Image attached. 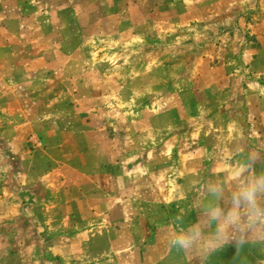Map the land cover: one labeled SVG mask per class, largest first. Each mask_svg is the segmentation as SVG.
<instances>
[{"label": "rangeland", "instance_id": "obj_1", "mask_svg": "<svg viewBox=\"0 0 264 264\" xmlns=\"http://www.w3.org/2000/svg\"><path fill=\"white\" fill-rule=\"evenodd\" d=\"M238 3L233 11L210 20L186 22L184 0H0V40H11L8 52L18 57L13 85L0 74V130L8 121L44 114V96L53 102L52 113L62 115L55 100L75 54L80 93L94 95L80 104L81 114L110 117L114 128L123 127L125 133L140 130L142 123L150 128L151 122H176V152L161 158L160 165L170 164L177 172L184 164L205 170L193 190L194 197L201 198L203 184L220 175L213 153L224 140L227 115L221 110H242V92L249 83L241 70L223 80V92L212 93L204 78L223 60L230 69L245 67L248 54L261 47L254 27L264 16V0ZM41 56L48 63L42 78L29 70L31 59ZM9 63L0 62V71ZM217 119L221 123L216 124ZM258 129L248 130V144L264 153V134ZM26 142L29 159L0 134V264H66L49 248L56 239L50 225L62 219L55 215L60 207L44 204L51 191L42 182L23 179V173L41 165L49 171L47 180L56 183V173L50 175L58 164L47 161V144L39 133H30ZM148 149L153 147L146 145ZM136 158L150 167L156 164L147 152L139 151ZM173 171L161 173L164 186L173 181ZM239 260L264 264V249L248 248L242 257L236 249H222L207 264H241ZM192 262L203 264L197 256Z\"/></svg>", "mask_w": 264, "mask_h": 264}, {"label": "crops", "instance_id": "obj_2", "mask_svg": "<svg viewBox=\"0 0 264 264\" xmlns=\"http://www.w3.org/2000/svg\"><path fill=\"white\" fill-rule=\"evenodd\" d=\"M238 1L184 0L186 22H204L229 13L237 8ZM254 29L261 47L248 54L250 57L243 55L249 58L245 67L230 69L229 63L223 60L208 72L207 80L204 78L207 89L212 93L223 92V80L241 70L249 78L242 92V110L234 111L229 106L221 110L227 115L223 122L224 140L217 144L218 149L214 148L216 151H211L217 158L214 164L216 171L227 173L222 177L226 183H231L239 175L237 161L232 159V155L237 147H250L248 130L259 128V135L264 134V16ZM10 41L0 40V62H10L8 69L4 66L6 69L3 67L0 74L4 75V81L13 85L14 61L18 57L8 52L12 46ZM31 60L33 63L29 70L42 78L44 67H48L47 59L41 56ZM79 64L75 63L74 54L72 65L68 64L63 75L66 83L55 100L60 104L58 108L62 109V115L52 113L50 107L53 102L44 96L43 106H40L45 108L44 114L35 113L20 122L8 121V125L0 130V134L14 143L17 153L26 158L28 136L39 133L47 144V161L51 159L58 164L56 170L49 174L53 177L56 173V183L47 180L49 171L44 172L41 165L23 173L26 174L23 178L26 183L40 181L50 189L51 197L44 202L45 205L52 204L64 211L61 214L59 210L55 215L62 216V219L50 225L56 239L49 248L66 264H193L192 255L164 246L158 225L190 213L192 204L201 199L194 197L193 190L198 184L199 173L205 170L184 164L183 169L177 172L170 164L160 165L161 158H170L176 152V122H151L150 128L142 123L140 130L125 133L123 127L114 128L110 117L97 113L83 116L80 104L92 101L94 95L89 93L84 97L80 93ZM4 81H0V85ZM65 112L68 115H64ZM218 120L216 124L221 123ZM127 129L126 132L129 131ZM164 134L166 137L161 139ZM146 145L153 149L145 150ZM139 151L142 155L150 153L156 164L150 167L139 163V158L135 159ZM261 154L264 155L263 152ZM171 171L174 179L169 186H164L167 184L163 185L160 175ZM162 188L166 189L164 194ZM191 216L194 217L195 213L192 212ZM229 247L232 246L223 250H235Z\"/></svg>", "mask_w": 264, "mask_h": 264}, {"label": "clouds", "instance_id": "obj_3", "mask_svg": "<svg viewBox=\"0 0 264 264\" xmlns=\"http://www.w3.org/2000/svg\"><path fill=\"white\" fill-rule=\"evenodd\" d=\"M232 159L239 175L231 183L222 178L226 172L209 178L188 215L158 225L166 248L203 264L227 246L241 257L248 248L264 249V155L256 147H237Z\"/></svg>", "mask_w": 264, "mask_h": 264}]
</instances>
